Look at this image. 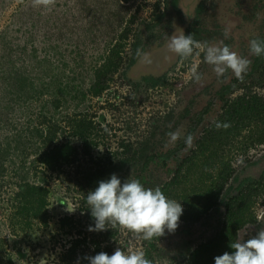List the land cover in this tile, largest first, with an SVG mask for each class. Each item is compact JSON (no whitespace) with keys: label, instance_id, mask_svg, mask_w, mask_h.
I'll return each mask as SVG.
<instances>
[{"label":"rangeland","instance_id":"1","mask_svg":"<svg viewBox=\"0 0 264 264\" xmlns=\"http://www.w3.org/2000/svg\"><path fill=\"white\" fill-rule=\"evenodd\" d=\"M201 1L179 0L171 9L163 0H56L46 10L33 7L32 0H0V264H66L65 249L74 238L87 236L75 261L83 264L81 251L85 257L94 252L86 195L112 174L122 183L130 178L147 188L158 186L184 211L200 214L194 220L180 217L175 232L166 230L153 241L108 225L106 230H116L101 239L102 252L109 255L118 247L150 248L156 256L152 264H189L193 251L207 244L202 262L215 264V257L227 251L232 232L234 241L247 240L264 227L256 219L264 216V143L257 140L264 119L255 116L232 131L221 119L225 100L240 94L244 85L264 95L256 82L264 76V60L247 76L259 58L251 53L250 41H264V0L255 9L254 0H203L200 42L226 44L247 58L250 65L242 80L231 70L217 78L203 53L184 60L168 49L171 35L187 34ZM137 39L140 57L134 52ZM192 63L198 65L200 82L190 79ZM99 69L106 73L98 75ZM147 75L161 79L148 86L143 80ZM98 87L102 91L95 95ZM84 117L93 121L92 138H98L93 156L114 158V169L106 175L91 178L86 172V154L72 128ZM53 123L59 126L53 142L36 133L40 128L48 132ZM211 129L217 133L206 134ZM177 130L180 138L169 143L168 133ZM189 134L194 137L191 148L185 143ZM205 135L213 141L201 154L197 148ZM68 141L78 147L77 161L56 169L44 163L54 145ZM136 142L142 144L139 162L118 163L122 144L135 147ZM222 162L230 163L241 178L254 179L244 191L252 194L248 208L244 205V221L233 229L228 225H237L241 210L229 221L225 207L205 210L202 197ZM31 185L44 189L33 194Z\"/></svg>","mask_w":264,"mask_h":264},{"label":"clouds","instance_id":"2","mask_svg":"<svg viewBox=\"0 0 264 264\" xmlns=\"http://www.w3.org/2000/svg\"><path fill=\"white\" fill-rule=\"evenodd\" d=\"M55 4L56 0H32L33 7L46 10H51ZM224 36H229V29H225ZM167 47L184 60L203 53L205 62L213 67L217 78L231 70L236 78L242 80L250 65L247 58L231 50L226 44L220 46L200 42L184 33L171 35ZM250 51L256 56L264 55V41L251 40ZM136 55L141 56L139 49ZM144 59L151 62L147 54H144ZM189 76L195 82L201 81L202 75L196 63L191 64ZM223 126L228 127L227 124ZM217 127L220 125L217 124ZM168 136L169 143L174 144L181 132H170ZM193 140L191 134L186 137L188 148L192 147ZM86 203L95 220L94 225L89 226V231H104L111 225V228L119 227L137 238L149 241L164 236L166 230L175 232L184 211L181 203L166 196L160 187L147 188L139 179L130 178L122 183L116 174H112L110 179L99 181L98 187L86 195ZM256 219L257 223L264 224V216L257 215ZM230 247L234 251L216 256L215 264H264V227L247 240H232ZM86 258L90 264H152L144 251H124L119 247L111 255L100 252Z\"/></svg>","mask_w":264,"mask_h":264},{"label":"trees","instance_id":"3","mask_svg":"<svg viewBox=\"0 0 264 264\" xmlns=\"http://www.w3.org/2000/svg\"><path fill=\"white\" fill-rule=\"evenodd\" d=\"M165 1V2H164ZM261 0H254L253 2V8L255 9L258 7V4L260 3ZM179 0H163V3L167 8L175 9L178 6ZM204 2L203 0L199 2L195 8V18L192 21V24H190L187 27V34L186 35H192L193 38L197 41H202V36H201V29L199 27L200 24V17L204 11ZM254 15V14H253ZM124 35V36H123ZM121 37L125 38V33ZM138 38V37H137ZM261 40V38H259ZM134 52L137 53L138 47L140 46V42L137 39L134 42ZM122 44H120V48ZM119 49L117 50L119 52ZM115 53V55H119L118 53ZM114 56L109 57V64H107V67L109 68L110 66H113L115 63L114 61ZM113 58V59H112ZM261 56H259L258 60L255 61L253 64L252 70L247 72V76H249L253 71L256 72L259 67V64L263 62L264 58L261 60ZM137 61V57L135 56L134 58H131L130 64H134ZM98 75H101L103 72H105L104 69H99ZM106 73V72H105ZM245 76V78L247 77ZM244 78V79H245ZM261 78H264V76H260L256 79V82L258 85L263 86L264 88V81H261ZM160 77H155L151 75H147L143 77V80L148 86H155L159 81ZM251 84L244 85L245 88L235 96L233 99H227L225 100V110H224V115H221V119H224L223 122L224 124H227L228 127L229 125L232 126L230 129L235 130L239 128V122L246 121V120H253V117L255 116H262L264 119V95L259 94L258 92H253V87L250 86ZM240 89L242 87H239ZM102 91V87H98L94 89L93 93L95 95L100 94ZM216 126V125H214ZM213 126V127H214ZM243 127V126H242ZM241 127V128H242ZM73 130L75 131L74 133L79 136V141L81 143V150L86 154V159H87V164L89 165V169H87L86 172H88L89 176L91 178H94L95 176H102L106 175L111 170L114 168L111 167L113 164V156L109 155V157H106V159H101V158H96L93 156L92 149L94 145H96L97 142V136L95 134V137L92 138V135L94 134L93 129L95 128L93 121L91 119H87L84 117L82 120H79L76 122V125L72 126ZM59 126L57 123L50 124L48 126V132H44L43 129H37L36 133L38 135H43L44 138L48 142H53L55 137H57V132H58ZM217 133L214 131V129H211L206 132L208 135H213ZM45 134V135H44ZM205 135L203 136V139L200 140L197 148V152L201 154H205L209 150L210 142L213 140H209L210 136ZM207 138H209L207 140ZM214 139V138H212ZM258 143H264V130L260 132V135L258 137ZM136 142L135 147L129 144H122V150L119 152L122 154L123 157L120 159H117L118 163L125 164V162H139V160L143 156V152L140 150V146H142L141 143ZM77 150L78 147L76 145H73L72 141H68L66 143H62L61 145H54V148L50 152V154L44 158V163L47 164L50 167H53V169H56L59 167L60 164L62 163H73L77 161ZM216 153L215 151H213ZM214 153L210 156V159L213 158ZM133 155V156H131ZM134 157V158H133ZM132 158V159H131ZM209 158V157H208ZM191 160V158H189ZM215 162V160H213ZM119 164H117L118 166ZM116 167V166H115ZM217 170L216 177L212 179L210 182V185L207 187V189L204 191L202 194L203 200H204V209L208 210L210 207H215L216 210H219L221 206L225 207V212L228 216H232L229 221L234 220L236 218V214L241 210V215L237 219V225L236 224H229L228 228H237L238 225L241 226V224L244 221V213H245V207L244 205L248 208L249 200L251 199L252 194H245L244 191L248 188L246 184L249 182L254 181L253 178L251 177H243L241 178L239 174L236 172L235 168L230 163L227 162H222L221 164H216L215 166ZM81 168V167H79ZM44 188L39 185H31L29 187V190L31 193H39L42 191ZM234 192H237L236 195H233ZM246 192V191H245ZM38 204L40 203L39 206L43 205L42 198L37 199ZM200 212L196 213H191L188 210L183 211V214L181 217L187 220H194L199 218ZM35 215L38 217V211H35ZM88 216L91 218L93 221L94 225V218L91 215V210L88 211ZM64 223V221H62ZM225 226V225H224ZM235 226V227H234ZM224 229V228H223ZM232 239L229 237V243L227 247L226 252H232L234 249L230 247V243L232 240L234 241V237L236 234L234 232ZM116 234V230H104V231H94L93 232V237L90 238L91 244L94 246V252L93 255H96L100 252H102V238L103 237H112ZM220 237H222V241L225 240V236L222 232L219 234ZM90 237V236H89ZM84 239V240H83ZM87 240V236H84L82 238H74L70 245L65 249V252L62 256V261L63 263L66 264H75L76 261V256L79 254V246L82 244V242ZM153 241V239L151 240ZM152 247H154V243H150ZM207 250V244L200 246L197 248L195 251L192 253V260L189 264H207L206 262H202V257L205 251ZM83 254V264H90V261L84 256L86 255V252L81 251ZM145 255L146 258L149 259L152 263L155 261L156 256H154L153 252L151 251L150 248H147L145 250ZM90 255V256H93ZM89 257V256H88Z\"/></svg>","mask_w":264,"mask_h":264}]
</instances>
